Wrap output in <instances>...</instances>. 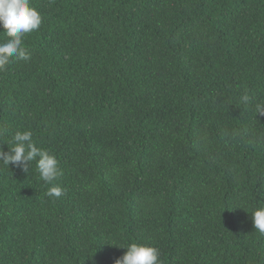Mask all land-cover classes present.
<instances>
[{"label":"trees","instance_id":"1","mask_svg":"<svg viewBox=\"0 0 264 264\" xmlns=\"http://www.w3.org/2000/svg\"><path fill=\"white\" fill-rule=\"evenodd\" d=\"M32 6L31 60L0 70V148L32 131L66 192L0 164V264H115L131 243L264 264V0Z\"/></svg>","mask_w":264,"mask_h":264},{"label":"clouds","instance_id":"2","mask_svg":"<svg viewBox=\"0 0 264 264\" xmlns=\"http://www.w3.org/2000/svg\"><path fill=\"white\" fill-rule=\"evenodd\" d=\"M43 16L36 7L32 6V0H0V29L7 40L0 42V70L7 65L12 58L24 61L31 60V53L24 47V39L27 34L38 31L43 24ZM247 102L249 97L243 96ZM264 114V108L258 110ZM7 134V129L0 128V136ZM11 147L9 151L0 148V164L14 165L24 173H28L32 162H35L40 179L49 185L46 195L50 198H60L66 189L59 183L62 170L56 156L49 151L37 146L30 130H17L11 134ZM253 227L259 233L264 234V207H258L251 212ZM122 247V246H118ZM122 248L127 249L122 257L116 259L115 264H163L159 250L147 244L131 243Z\"/></svg>","mask_w":264,"mask_h":264}]
</instances>
